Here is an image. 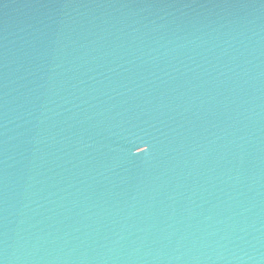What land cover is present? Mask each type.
<instances>
[{
	"label": "water",
	"instance_id": "1",
	"mask_svg": "<svg viewBox=\"0 0 264 264\" xmlns=\"http://www.w3.org/2000/svg\"><path fill=\"white\" fill-rule=\"evenodd\" d=\"M0 264H264V0H0Z\"/></svg>",
	"mask_w": 264,
	"mask_h": 264
},
{
	"label": "snow or ice",
	"instance_id": "2",
	"mask_svg": "<svg viewBox=\"0 0 264 264\" xmlns=\"http://www.w3.org/2000/svg\"><path fill=\"white\" fill-rule=\"evenodd\" d=\"M138 149H140V150H139V152H141V151H144V150H145V148H138Z\"/></svg>",
	"mask_w": 264,
	"mask_h": 264
}]
</instances>
